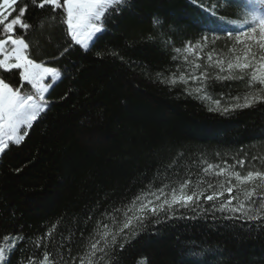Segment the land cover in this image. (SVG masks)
<instances>
[{
  "label": "trees",
  "instance_id": "obj_1",
  "mask_svg": "<svg viewBox=\"0 0 264 264\" xmlns=\"http://www.w3.org/2000/svg\"><path fill=\"white\" fill-rule=\"evenodd\" d=\"M25 4L31 27L16 35L30 44L29 58L61 76L46 93V114L0 155V245L17 237L0 264H41L45 252V264H264V224L214 219L201 208L161 214L159 223L150 217L143 227L133 221L107 255H89L97 229L107 224L115 232L122 223L113 217L122 222L138 196L156 204L150 193L159 189L169 198L173 189L195 191L208 209L237 195L236 187L226 191L236 184L230 171H264V101L232 109L259 85L221 79L239 56L225 41L242 10L229 0H125L85 51L70 40L61 9L18 0L12 15ZM0 74L14 88L26 87L19 70ZM206 94L229 111H209L216 106L200 99ZM213 192L223 195L206 201Z\"/></svg>",
  "mask_w": 264,
  "mask_h": 264
},
{
  "label": "snow or ice",
  "instance_id": "obj_2",
  "mask_svg": "<svg viewBox=\"0 0 264 264\" xmlns=\"http://www.w3.org/2000/svg\"><path fill=\"white\" fill-rule=\"evenodd\" d=\"M190 2L195 3L196 0H190ZM229 2L235 3V6L242 10L248 28L240 30L235 35L231 31L228 32L230 39L245 44V56L243 59L237 56L235 62L229 61L227 64L229 75L221 77V79H247L249 87L259 85L253 94L244 97V103L232 105V109H244L264 101V0H229ZM17 3L18 0H3V3L0 4V35L3 36L0 38V56H2L0 69L4 73L19 70L20 78L27 82L34 92L27 95L22 94L19 87H12L6 82V77L0 74V155H6V150H10V145H19L25 139L27 129H31L33 126V122L42 114H46L50 108V102L46 99L45 94L54 88L61 76L57 68L47 67L44 63H37L34 59L29 58L30 44L22 35L19 37L16 35L17 28L27 31L31 27L23 19L28 5L25 4L24 7H20L18 14L13 16L12 12L17 11L14 8ZM31 4L41 9L45 5H52L53 12L61 9L64 17L62 22L67 26L70 40L75 45L82 46L83 50L88 51L95 46L98 34L107 30L104 24L110 11L114 12L117 6L125 5V0H39V2L38 0H31ZM211 14L215 16L214 11ZM247 17H250V20ZM218 19L224 21L223 16L218 17ZM156 22L159 23V21ZM241 37H244L245 40L241 41ZM204 39L207 40L208 37L205 36ZM249 42H254V44ZM7 45H11V47H6ZM71 46L70 44L69 47L65 48L61 55L68 52ZM253 47L259 49V53L252 51ZM176 51L180 52L181 50L177 48ZM187 51L191 52L192 48L189 47ZM223 70L221 67V71ZM49 78L52 80V84L45 83V80ZM179 79L186 82L183 74ZM176 82L175 79L168 81L172 85H175ZM195 91L199 93L201 89L197 88ZM200 99L215 104L216 107H210L209 111H221L222 114L229 111L228 107H221L219 99L213 101L210 95L206 94ZM236 99L238 100L239 97ZM252 159H256V157ZM236 163L243 168L245 161L237 160ZM212 167L213 165H208V169ZM224 171L225 169H220V173ZM229 175L235 178L236 184L229 186L226 191L232 193L233 187H236L237 195L229 197L226 202L213 203L208 209H203L200 204L199 197L202 193L195 191L191 194H185L181 191L177 195L173 189L169 198L163 189H159L155 193H150L158 202L156 204H153L151 200L144 202L140 196L136 197L132 206L124 212L125 219L122 222L113 217L115 223H122V226L117 227L115 232L107 224L103 225V230L97 229L96 234L99 235L100 239L90 244L89 255L95 256L97 251L107 255L105 248L116 245L117 237L124 233L125 229H129L133 225V221L136 222L137 227H143L145 221H149L150 217H156L155 222L159 223L161 214L167 217L169 213H174L178 208H184L193 213H196L197 208H201L204 216L211 212L214 219L233 222L236 220L260 221L264 224V171L254 168L243 175L240 171H230ZM248 185L251 186L248 187ZM183 187L182 185L181 188L183 189ZM208 187L211 188L212 185L209 184ZM220 187H223V184ZM218 195L222 196L223 192H213L212 195L206 197V201H215ZM137 200L141 201L139 208L135 207ZM233 200L236 201L235 205L232 204ZM216 212L227 213V215L217 218ZM129 213L132 214L129 215ZM197 215L200 214L197 213ZM179 218L184 219L185 217ZM195 218L194 216L193 219ZM136 234L135 231L132 232V235ZM109 235H111L110 242L107 239ZM7 239L8 237H5V240ZM101 241H104L105 247L98 248ZM119 247L122 249L124 244H120ZM4 258L5 249L0 248V260ZM48 261L49 254L45 252L41 264ZM29 264H32L31 259Z\"/></svg>",
  "mask_w": 264,
  "mask_h": 264
},
{
  "label": "rangeland",
  "instance_id": "obj_3",
  "mask_svg": "<svg viewBox=\"0 0 264 264\" xmlns=\"http://www.w3.org/2000/svg\"><path fill=\"white\" fill-rule=\"evenodd\" d=\"M245 19H246V17L244 15V13L240 12L237 16V20L233 23L234 26H236V33L239 32L240 30H246L248 28V24L245 23ZM247 19L250 20V17H247ZM244 40H245V38L241 37V41H244ZM249 43L254 44V42H249ZM225 45L229 48L230 53H232L234 55H239L242 58L245 56V52H244L245 44L244 43L237 42L234 39L229 38L225 41ZM6 47H11V45H7ZM79 47L83 50L82 46H79ZM252 49H254L256 52H257V50L259 51V49L255 48V47H253ZM0 58H2V56H0ZM23 83L26 85V87L21 89L22 94H25V95L32 94L34 92V90L31 88V86L25 81H23ZM45 83L52 84L53 82L49 78V79L45 80ZM16 241H17V237H11V238H8L7 240H5L0 245V248L5 249V258H7L8 254L10 253L12 248L14 247ZM1 261L2 260H0V263H1Z\"/></svg>",
  "mask_w": 264,
  "mask_h": 264
}]
</instances>
